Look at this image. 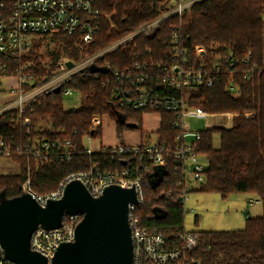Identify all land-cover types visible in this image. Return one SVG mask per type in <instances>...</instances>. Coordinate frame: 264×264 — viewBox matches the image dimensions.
I'll use <instances>...</instances> for the list:
<instances>
[{"label": "trees", "instance_id": "16d2710c", "mask_svg": "<svg viewBox=\"0 0 264 264\" xmlns=\"http://www.w3.org/2000/svg\"><path fill=\"white\" fill-rule=\"evenodd\" d=\"M161 0H98L100 10L111 16L118 31H110L106 19L102 29L87 53L94 54L123 38L128 32L138 30L158 15ZM182 22L179 29L182 46L194 56L200 45L207 49L204 58L212 70L213 83L192 93L190 107L207 114H233V127L217 126L202 132L196 153L204 156L209 166L205 171V183L201 192L219 193L226 198L231 194H253L264 202V0H204L192 6L181 20L171 19L150 33H143L100 62H109L120 70L131 67L135 61L149 63L147 50L152 51L155 62L165 60L169 49L170 25ZM63 45L54 49L53 43ZM58 46V44H55ZM49 54L55 62L61 56L80 61L83 56L77 42L66 34L44 37L35 42L33 50L24 61H40ZM230 56V57H229ZM167 59V58H166ZM45 75L40 63L31 70ZM76 74L63 87L77 91L82 99L79 110L66 111L63 90L55 95L38 99L28 109L22 120H16L17 111L0 116V137L15 151L25 147L29 140L46 139L53 146L57 142L70 141L73 158L70 161L52 159L42 164L26 155H13L10 160L18 164L19 174L0 176V194L12 198L19 193L30 171L32 189L37 194L55 191L59 183L71 173L90 170L97 155L84 154L83 137L103 136L102 129L92 128L94 115L108 114L116 124L119 143L125 144L124 133L142 128L145 111L120 107L112 98V85L101 72ZM114 81V80H112ZM231 83L241 90L235 96ZM248 113H254L248 116ZM31 120L26 126L23 119ZM47 124H43V123ZM129 124H136L130 127ZM76 131V132H75ZM94 132V133H92ZM179 131L174 126L171 113H162V122L156 133L161 143L174 144ZM220 136V147L214 148V135ZM146 139V138H145ZM149 139V138H148ZM145 141V140H144ZM101 158V156H98ZM42 164V165H41ZM152 177L145 185L144 204L139 208L143 224L158 230L173 248H182L181 235L185 230V202L182 176L170 170ZM159 172V171H158ZM161 180H157L160 179ZM198 237V247L185 250V256L198 263L193 264H264V216L246 218V226L239 231L192 232Z\"/></svg>", "mask_w": 264, "mask_h": 264}, {"label": "built area", "instance_id": "2783aa9c", "mask_svg": "<svg viewBox=\"0 0 264 264\" xmlns=\"http://www.w3.org/2000/svg\"><path fill=\"white\" fill-rule=\"evenodd\" d=\"M204 0H166V5L159 8L154 20L138 30L128 32L123 38L94 54L87 53V49L94 44L96 35L102 29L101 22L106 19L110 31H118L111 16L102 12L98 7V0H0V78L16 77L15 91L19 94L13 101L0 108V116L9 111H17V119L22 120L23 114L31 109L33 104L43 96L62 92L73 77L78 73L92 74L93 67L99 73L113 76L107 80L112 85V98L120 106L127 109L145 111L146 114L159 115L162 122V113H171L174 126L179 131L174 144L161 143L152 138L145 139L138 145L117 143L112 146L100 147L98 151L90 148L83 150L84 154L97 155L88 171L71 173L58 185L57 189L48 194H37L33 191L30 171L22 184H19V193L26 191L40 205L45 206L49 200L60 199L66 186L72 180L81 181L94 197L100 196L111 185L122 188H135L138 198L137 204H130L128 219L133 241L132 264H193L198 263L185 256V250H194L198 247V237L192 232L181 235L182 248H172L163 234L156 229L143 224L139 208L144 204L145 185L152 174L159 169V174L170 170L182 176L179 186L183 187L184 202L190 190L186 176L200 186L205 183L206 166L200 162L201 157L196 153L197 144L201 141L202 132L217 127L210 122L218 114H207L201 109L190 107L192 93L202 87H210L213 83L212 70L204 58L207 49L196 48V55L182 46L179 29L182 22L170 25L169 49L165 53V60L156 63L151 50H147L149 63L135 61L131 67L123 70L111 67L109 62L100 60L113 53L119 47L134 41L143 33H150L171 19L181 18L190 12L193 5ZM66 34L78 44L83 58L75 61L69 56L61 55L55 62V67L46 69L45 75H36L31 70L38 63L50 67L51 63L33 60L24 61L33 50L35 42L44 37H53ZM59 43H62L59 40ZM230 57V56H229ZM167 58V59H166ZM48 62V61H46ZM67 62H72L71 67ZM114 80V81H112ZM231 90L235 96H240L241 90L231 83ZM59 92V93H60ZM75 91L64 89V95H72ZM144 115V116H145ZM227 121L221 126L233 127V114H226ZM209 120L204 129L192 130L188 119ZM26 126L31 120L23 119ZM76 132V131H75ZM89 141H93L87 136ZM56 147L46 139L35 138L29 140L25 147H17L13 151L10 145L0 137V158L11 159L13 155H26L41 160L42 164L52 159L70 161L74 151L70 141ZM98 156H101L99 158ZM41 164V165H42ZM250 204L259 200L250 199ZM82 217L78 214L66 215L61 229L45 230L38 227L31 237V249L48 259V264L60 247L66 242L75 240L76 227ZM0 264H17L8 260L0 243Z\"/></svg>", "mask_w": 264, "mask_h": 264}, {"label": "water", "instance_id": "95a60500", "mask_svg": "<svg viewBox=\"0 0 264 264\" xmlns=\"http://www.w3.org/2000/svg\"><path fill=\"white\" fill-rule=\"evenodd\" d=\"M72 65L67 62L68 67ZM158 171L152 174L154 179L159 178ZM137 203L135 188L111 185L94 197L79 180L69 182L63 196L49 200L45 206L26 191L12 198L0 194V243L4 255L17 264H48L47 257L31 249L32 234L38 227L61 229L66 215L78 214L82 219L76 227L75 240L61 244L51 264H132L128 213L130 204Z\"/></svg>", "mask_w": 264, "mask_h": 264}, {"label": "rangeland", "instance_id": "374dc122", "mask_svg": "<svg viewBox=\"0 0 264 264\" xmlns=\"http://www.w3.org/2000/svg\"><path fill=\"white\" fill-rule=\"evenodd\" d=\"M165 3L166 0H161L158 9L164 7L166 5ZM55 44H58V46H55ZM59 45L62 46L63 43H53L52 47H54V49H62L59 48ZM197 48H202V46L199 45ZM39 62H45L46 64L51 63L50 67L42 66V68L46 70L54 68L56 61L54 62L52 57L49 56V54H46L45 59H42ZM2 83L6 84L4 91L0 92L4 97L3 103L5 104H2V106H4L13 101L19 93L15 91L17 85L16 77H1L0 85ZM1 99L3 100L2 97ZM81 104L82 99L77 91L72 95H64L63 97V105L66 111L79 110ZM247 115L253 116L254 113H248ZM227 117L226 114H218V116L212 118L210 122L214 123L215 126H221L227 121ZM156 121H158L157 118L151 119L149 116L142 117V128L144 131L150 133L153 140H157L156 130L159 128L158 124L156 125ZM188 122L192 126V130H201L206 127L209 120L192 118L188 119ZM43 124H47V122H44ZM114 124L115 122L108 114L94 115L92 118V128L102 129L103 135L107 140L101 136L94 137L93 141H89L87 136H85L83 137L84 147L90 148L93 151H98L101 146L100 144L102 143L105 145H113V143L119 142L116 129L112 126ZM106 132L107 136L105 134ZM124 142H128L125 137ZM213 145L214 148L220 147V136L217 134L214 135ZM199 160L207 169L209 166L208 160L204 156H201ZM19 171L20 168L18 164L10 159L0 158V176H13L19 174ZM186 180L188 189L190 190L185 200V230L188 232L239 231L243 230L246 226L247 217H250V219H256L264 216V202L257 195L238 193L231 194L224 198L219 193L201 192L199 190L201 186L191 178L190 172H188ZM250 199L259 200V202L250 204Z\"/></svg>", "mask_w": 264, "mask_h": 264}, {"label": "crops", "instance_id": "0c3cea01", "mask_svg": "<svg viewBox=\"0 0 264 264\" xmlns=\"http://www.w3.org/2000/svg\"><path fill=\"white\" fill-rule=\"evenodd\" d=\"M4 87H6V84H1L0 85V92L4 91ZM1 97L3 98V100L1 99ZM4 101V97L0 94V108L3 107L2 104H5L3 103ZM145 116H149L151 119H158V121H156V125L158 124L159 128L158 130H156L157 132L159 131L160 129V125H161V118L159 117V115H152V114H148V115H145ZM114 129H116V125H112ZM154 131V130H153ZM146 132V134H142L140 131H137V130H128L125 132L124 134V137L127 138L128 142H126L125 144L126 145H138L140 142H142L143 140L148 139V138H151L150 136V133L148 131H144ZM156 132V133H157ZM106 136H107V132L105 133ZM103 138L106 139V137H104L103 135ZM102 138V139H103ZM107 140V139H106ZM119 143V142H117ZM117 143H113V145H116ZM101 146L100 147H104V146H112L111 145H105V144H100Z\"/></svg>", "mask_w": 264, "mask_h": 264}]
</instances>
